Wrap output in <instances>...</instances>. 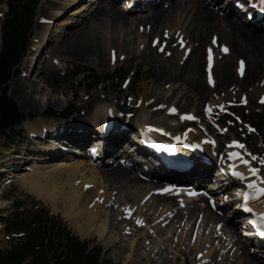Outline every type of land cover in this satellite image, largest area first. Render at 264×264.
<instances>
[{
	"label": "rangeland",
	"instance_id": "1",
	"mask_svg": "<svg viewBox=\"0 0 264 264\" xmlns=\"http://www.w3.org/2000/svg\"><path fill=\"white\" fill-rule=\"evenodd\" d=\"M9 1L10 0H1L0 2V13H2V16H0L1 36L4 35V26L9 16ZM30 1L35 3V5L33 17L30 15V19L31 17L32 19L30 20L29 30L32 34L31 40L29 42V48L27 49L25 57L21 60L18 66V72L14 74L7 86V96L16 103L19 112L26 116V120L21 125L14 126L13 128L9 129L7 131V136H0V167H9H3L4 165L1 162L2 159L6 158V151H13L14 153L15 151L19 152L24 149V145L28 150L30 149L31 144L29 140L32 139V136H29L30 125L38 124L39 122H45L46 124L52 123L56 124L57 126L63 125L66 127V130H68L74 126L72 125L69 127V125L77 124L79 121L89 124L92 112L90 111L91 106L88 103L93 100L104 102L107 105L106 108H112L119 113H121V111H119L117 105L121 104L126 109L124 112L125 115H130L133 116L132 118H137L139 116V110L142 108V104L144 103V99L142 101L138 100L140 94L143 93V90H147V94L145 95V103L149 102L147 104L148 107H151V109L157 108V110L151 111V109L148 110L147 108L149 112L146 111L144 115H140L136 121L147 119L148 121H158L166 125L177 126L180 125V122H178L177 119L179 114L184 112H193L198 116L199 119L196 125L203 129L206 128V126L203 124L204 105L208 103L213 105L222 104L224 101L222 99L226 96L225 102H232L231 99H228V95L232 91L235 92L238 90L240 95H244V93H246L249 97V104L246 107L242 106V101L240 100L241 98H239L240 95H238L237 106L233 109V117L231 118L234 119L237 116H241L243 120L242 124H237V121L231 122L229 117H223L224 119H227L226 123L231 126L229 137H240L241 134L239 133V129L241 126H244L245 122H247V119L249 118L254 124L258 122L257 125L260 127V132L255 130L251 136H248L249 138H247V140L250 142L249 148L252 151H258L261 149L260 145L264 146V104H259L257 99L259 96H264V64L262 65L259 74L254 75L251 71L250 75H246V77L241 79L236 75V61L239 57H244L249 64V57L245 55V53H232L230 55H223L218 59L217 65L219 68H221V66H225L226 64L231 66V70L235 76V81L228 80L222 85L218 83V85H216L214 88L208 86V96L203 97L200 100L198 95L185 83L176 82L170 78L162 79L160 76L162 69H160L154 62L149 60L151 59L149 55L141 58V55L145 53V50L151 46V41L155 37V34L147 36L149 30L144 24L140 25L141 28L137 27L134 21L135 14L129 15L131 27L128 26L113 30L111 29L112 27H109L103 31L105 34H107V36L112 38V41L114 40V44L116 45L113 46H116V49H118L122 55L118 57L116 61L108 63L106 67H101L94 61L92 62L90 60L86 61L72 58L71 56H66L51 51L54 43L58 39L57 34L58 36H63L65 30L78 26L81 22L76 20H83L87 18L88 14L86 12L88 11H83L82 15L71 14L72 10L70 9L74 8L76 5L75 3L68 5L64 9L63 13L59 16H54V11L49 7H45L46 12H40L45 0H29V2ZM50 1L55 2L56 0ZM178 1L179 0L168 1V3L170 2L171 4H174ZM45 4L48 5L47 3ZM119 4L123 6L122 2ZM165 4L166 1L160 6H152L144 13L150 12L153 9L166 8L164 7ZM82 5H84V3H82ZM210 8L212 7L210 6ZM191 10V5H188L186 8L183 5L180 6V8L176 10V13L172 17L162 21L159 30L155 33H157L158 36H162L164 31L168 30V32L173 35L175 32L180 31L181 29V31H183V33H185L188 37V40L190 42L192 41V44H195L196 42L191 35V26H193L191 24V20L193 22L192 12H190ZM216 13L221 19L223 17H226L227 19L230 18L225 16L226 14L222 15L217 11ZM43 16L50 17L52 22L46 24L40 23L41 17ZM38 24L45 26L47 25L49 28L39 29ZM224 25L223 23L220 24V26L225 27ZM103 29L104 27L102 30ZM214 33L216 32L213 31L208 34V43ZM217 34L218 36L220 35L219 32H217ZM42 38H46L44 42H42ZM175 42L176 37H173L172 46L176 44ZM224 43L231 44L227 40H224ZM205 45L202 48V55L204 58L201 82L207 85L204 73L206 58L205 48L207 46ZM34 46L38 51L33 56H30V52L33 51L32 48ZM108 47L110 48L111 44ZM121 47L125 48V50L121 51ZM109 48H107L105 51L107 61L110 59V50L112 51V47L110 49ZM127 48L134 52L133 55H136L134 58L132 54L128 55L129 53L126 51ZM153 49L156 52V49ZM1 50L2 39H0V52ZM177 50L178 49H175L173 52ZM157 54L159 55L158 57H160L168 65H171L172 63L178 64V59H180V54H176L177 58L167 57L160 53ZM55 56H61V62L59 64L54 62L53 59ZM29 59H31L30 62ZM175 64H173V66H175ZM78 72L82 73L79 74ZM215 73L217 76L218 69L215 70ZM91 76L93 77L91 78ZM249 76L251 78H249ZM101 77L104 79H101L102 81L98 82V79ZM127 78L129 80L131 79V83L125 88L123 82L126 81L125 79ZM17 80H21V83H23L26 87L22 99H26L32 103H35V106L32 110H22L17 100H15L10 94V88ZM95 80L98 82L97 84H95ZM142 83L147 84V89L141 88V85L146 86ZM137 97L138 99H136ZM44 104L45 107H43ZM168 105H173L176 108L177 112L175 115L168 116L166 114V107ZM159 106L162 108H159ZM67 110L71 111V116L64 118L63 115H60ZM52 112L58 113L54 116H47L48 113ZM247 126L248 125H245L244 129H247ZM210 130L212 131V129ZM73 132H76V130L73 129ZM226 139L227 136L219 137L222 146L223 143H226ZM36 140L39 141V139ZM33 144H35V142ZM23 151L26 152L25 150ZM57 155L58 157L53 158L54 161L63 159L61 158L60 153ZM54 167L55 166H52L49 169ZM137 169H142L141 164H138ZM129 170L133 173L135 172L133 169ZM7 171L8 172H4L3 174V180L9 175L10 170ZM28 171L23 170L22 172L26 173ZM18 177L19 176L14 178V180H12L9 184H6L4 187L0 188V195L3 194L1 196L3 208H0L1 249H9L11 246L21 242L25 236L21 237L22 235L15 233L25 232L27 230V226L31 224L30 221L32 218L36 214H39L43 216L42 223L47 224V228L51 229L54 227L56 230H60L58 229V226L62 228L64 226H62V224H66L65 228L67 231H70L72 234H76L83 240L92 241L93 245H99L102 249V258L111 261L114 264H148V258L152 260V263L150 264H244L247 260H252L249 258L250 256H252V258H258V256L251 254L250 248H247L248 250L246 249L244 252L241 250L243 244L239 240L236 228L232 224L228 222L227 225L229 229H225V231H223L221 230L223 228L222 225L212 221L213 219L211 218L215 217L216 215L218 218L223 219V217L219 216L215 211H212L211 215L209 214L211 218L208 219L207 216L203 215L204 212L201 213L202 219H204L203 226L200 225L203 221L199 222L201 218L200 216L197 219L198 221L195 223V216L192 218H177V216L174 215L169 221L166 222L167 224L173 223L175 225L173 231L168 233L166 232L165 228H157V225L154 223L155 221L153 216L151 215L152 213L155 215V213L158 211V207H161L163 203H153L152 210L151 201H145L142 203V200L149 194L150 191H148V194L145 196H140L136 193L137 188L135 184V189L130 187V184H123L122 187L121 182H114L112 179L108 180L106 178V186L109 185L110 192L113 194L112 198L114 195L118 197V202L116 200L117 198L111 200V203H117L116 205L113 204L114 206L110 208V211H115V213H117L115 216H113L114 223L111 225L112 227H115V232L121 235V237L119 239L117 238V243H114L110 233L106 237L104 236V238H100L101 240L97 236L82 238L74 224L69 223L59 211L53 210L54 207L52 204L47 202L45 203L43 200L31 195L32 193L29 194L27 191H23L24 189L21 190L20 185L17 182ZM142 185L145 187L149 184L146 181H142ZM93 188L94 187H91L90 189H92V191H96V189ZM143 190L147 192V190L150 189L146 188ZM94 193L95 192L92 194L89 193L90 199H98V197L93 198L92 195ZM150 197L151 196H147L146 199L149 200ZM158 198L159 197L157 196L156 199ZM150 200L153 199L151 198ZM126 204L133 205L136 208L138 207V210L136 209V215L141 213L145 216L146 221L152 224L154 229L157 230V237L162 238L164 244L153 247L151 246L152 244H147L145 239L146 236H142L139 240L140 243L138 241V244H136L135 248L133 250L131 249L133 234H126L125 230H123V228L126 226V221L122 217L121 219L117 218L120 212L116 207L119 205L125 206ZM62 209L63 207L59 204L58 210ZM15 221H23V223H25V227L16 230L10 229V224L14 223ZM130 222L133 223V221ZM219 226L221 231L217 233ZM142 229L143 227H135L133 230L134 233L138 234ZM196 231H198L200 238L195 243L194 237ZM174 233L179 235V244H176L177 235ZM148 238L150 241L154 240L156 237L151 236L149 233ZM210 238H214L217 243L216 246L212 247L211 249L208 247L210 244ZM206 251H208L207 257L204 259L201 258L200 255ZM200 260H202L201 263Z\"/></svg>",
	"mask_w": 264,
	"mask_h": 264
},
{
	"label": "bare ground",
	"instance_id": "2",
	"mask_svg": "<svg viewBox=\"0 0 264 264\" xmlns=\"http://www.w3.org/2000/svg\"><path fill=\"white\" fill-rule=\"evenodd\" d=\"M66 1L67 0H62L61 2L57 3L54 1L46 0L44 1L43 7L41 8L40 12H46L45 7H49L54 11L55 13L54 16L60 15L68 5L75 4L78 0H68L67 2ZM122 1L123 0H98V3L92 6V10L88 13L87 18L83 20L81 19L76 20L81 22L78 26L65 30L63 36L62 35L58 36L57 34L58 39L54 43V46L52 47L51 51H53L54 53L57 52L58 54L71 56L72 58L82 59L86 61L90 60L92 62L94 61L99 66L106 67L107 64L111 62V60L109 59V61H107L105 51L107 48H109L108 46L110 44L112 49L114 48L116 49V46H113L116 44H114L115 43L114 40L112 41V38L107 36V34H105L103 31H105V29L109 27H112L111 28L112 30L117 28L120 29L128 26L131 27L130 17L128 14H131L132 12L131 10L126 9L127 5L122 6L121 4H119ZM45 3H47L48 5H46ZM82 3H84V5H82ZM155 3H149L145 5L139 4L136 7L145 9L148 5ZM78 4L79 7L75 6L74 8L70 9L72 10L71 14L82 15L83 10L88 8L89 5L90 6L92 5V3L86 4L85 1H82ZM182 5L185 8L188 7V5H191L192 10L190 12H192V17H193L192 18L193 22L191 20V24L193 25L191 26V35L196 42V44L193 46L191 42H189L187 48L184 51H182V54L184 55L189 53V56L186 58V60L181 61L179 59L178 64L172 63L171 65H168L160 57H158L159 55L152 49V47H148L145 53L144 54L142 53L143 55H141V58L142 57L144 58L145 56L149 55L151 58L149 60H151V62H154L160 69H162V72L160 74L162 79L170 78L173 81L185 83L187 86L191 88V90H193L198 95L200 100L203 97L208 96V92H209V87L207 86L208 84L205 85L201 82V75L203 71V58H204V56L202 55L203 53L202 48L206 43H208V34L213 31L216 33L217 32L220 33V40L222 41L227 40L229 43H231L229 54L245 53V55L249 57L250 63L247 65L246 75H250L251 71L253 72L254 75L259 74L262 65L264 64L263 63L264 36L260 34L255 35V33L252 32V30L249 27H245L246 25H243L241 23L242 20L240 22V21H234L233 19H227L226 17H223L222 19L219 18L217 13L210 8V6L205 2V0H179L177 3L174 4L169 3L166 6V8L153 9L151 10V12L148 13L136 14L134 16L135 17L134 21L137 27H140V25L143 24L150 25V31L147 33V35H154L155 32L159 30L162 21H164L169 17H172L176 13V10H178ZM228 6L230 5L228 4L227 7ZM232 11L237 12V10L234 7ZM46 18H50V17H46ZM222 23L223 25L225 24L224 26L227 28L220 26V24ZM38 27L39 29L49 28L47 27V25L45 26L41 24L40 25L38 24ZM103 27L104 29L102 30ZM42 39H43L42 42H44L46 38H42ZM207 47H212L214 51H217L218 43L210 42V44ZM122 50H125V48L121 47V51ZM126 51L127 53H129V55L132 54L133 58L136 56L133 55L134 52L131 49L127 48ZM120 54L121 52L119 53V55ZM222 54L223 52L220 50V52H217L216 56L217 55L221 56ZM110 56H111V52H110ZM55 58L59 62L61 56H55ZM173 58H176V56ZM30 61L31 60L29 59V62ZM173 64H175V66H173ZM216 69H218V75L217 77H215V79L216 81H219V84L221 85L225 84L228 80L235 81V76L231 70V66H229L228 64H226L225 66H221V68H219L218 65L216 64L215 70ZM205 72L206 70H204V73ZM249 78L251 77L249 76ZM21 80H17L14 83V85L10 88L9 92L11 96L15 100H17L22 110L25 111H27V109L32 110L33 107L35 106L34 105L35 103H32L26 99H22L26 87L24 86L23 83H21L22 82ZM142 84H145L146 86L141 85V88L147 89V84L146 83H142ZM146 94H147V90H143V93L140 94L139 96V98L144 99L143 100L144 103L142 105V108L139 110L138 117H140V115L142 114L144 115L146 111L151 109V107L145 106ZM238 94L239 92L236 91L231 93L229 97L232 99H236L238 97ZM262 97L263 96H260L259 99ZM136 99H138V97ZM88 104L91 106L90 111L92 112V115L90 116V123L93 126L89 125L86 127L90 128V130H88L90 133H85L83 135H78L75 132L69 135L62 134L61 137L64 140H66L67 143H69L68 145H75L76 143L87 141L88 139L91 140V137L90 136L88 137L87 134H91L94 137L97 136L95 134L96 129L102 128V125L107 119L106 117L107 105L104 102L93 100ZM43 107H45V104L43 105ZM138 117L132 119L131 121L132 123L135 122L136 127L142 128L143 126L140 127L141 121H136ZM118 123L115 124L117 127L119 125ZM80 124H86V123L79 121L78 125ZM117 127H115L113 131H115ZM55 128H58L56 124H52V123L46 124L45 122H39L38 124L30 125L29 131L40 135L43 131L50 132L53 131ZM128 132L130 131L120 132L118 139H115V141L119 142L120 139L121 140L128 139L127 142L129 143L131 142L130 147L133 148L132 152H134L135 150H142L144 151V153L149 152V154L151 155V152L141 142L134 139L135 136H132V134L130 136ZM107 140L113 141V137L111 139L103 140L102 143H100L99 145V147L101 148L100 151L106 150L107 152H112V143H110L108 147H104L105 141ZM55 142L58 141H55L54 139H51L50 141V143H55ZM60 144H62V140L59 141L58 145L56 146H51L50 144L49 146L48 145L45 146V149H47L49 153L39 156L34 155L33 152L34 144H32L31 146L32 152L26 153L27 156L25 159L26 160L25 164L23 163L16 164V160L22 158L21 151L18 152L19 154L18 153L16 154L13 151H6L5 152L6 158L2 159L1 162L4 165L3 167L15 165L17 168V170L13 172L12 171L9 172L7 178L11 176L13 177L19 176L17 182L19 183L21 190L24 189L23 191L25 192L27 191V193L29 194L32 193L31 195L36 196L38 199L43 200L45 203L47 202L52 204V206L54 207L53 210L59 211L61 215L69 223L74 224V226L78 229L79 234L81 235L82 238L97 236L99 239L100 238L102 239L104 238V236L106 237L110 233L114 243H117L118 242L117 238L119 239L121 237V235L115 232L114 230L115 227H112L111 225L114 223L113 216H115V211H110V208L114 206L111 205V200L113 198L114 199L117 198V196L114 195V197L112 198L113 194L112 192H110L109 185L106 186L107 184L106 179L108 180L112 179L114 182L117 181L121 182L122 187L123 184L125 185L130 184V187L135 189L134 187L135 184L137 188L136 193L140 196H145L146 194H148V191H150L147 196H151L149 198V201L152 202L151 210L153 208V203L155 204L163 203L161 207H158V211L155 213L154 216V220L156 219L155 224L157 225V228H165L166 232L168 233L171 232V228L174 225L173 223H169V224H163V223L169 221L173 215L177 216V218L187 217V216L192 218L193 216H195V220H197L200 213L206 210L205 209L206 207H203L201 201L192 203L194 206H192V208L190 206L187 207L186 212H183L182 210H180L183 209V207L181 205L179 206L176 203V199L173 197L167 198V196H158L159 198L156 199L157 196L154 194V190L156 189V187L151 188L150 185L144 187L137 173L135 174L132 171H129L127 168H123L121 166L115 165L108 167L107 169H99L98 167L95 166V164L88 163L89 159L87 161L81 158H75V160L71 161L70 163L64 160L52 161L51 159H53L54 156H57L58 153H64V156L69 158L72 157V155H70L68 152L66 151L63 152L62 148L61 149L59 148ZM24 149H25V145H24ZM181 150H184L182 146H181ZM136 153H137L136 151L132 153V156L134 157L133 161L138 162L137 161L138 157L136 156ZM191 154L193 155L192 157L197 161L201 160V157L197 156L194 153ZM205 155H207V153H205ZM35 159L41 163H36V162L33 163L32 160ZM107 160L112 161L113 159L109 158ZM157 161L158 164H154L151 161L148 162L146 161V163H149L148 164L149 169L147 171V174H149L148 176H150L153 181H161V182L167 181L171 183L172 181H168V179L165 178H170L172 176L175 177L184 176V177H196V178L198 176L200 178H206L208 177V174L212 170V167H205V165L201 164L200 165L201 168L193 170L190 173L181 175L171 170L164 169L163 166L165 164L161 162V160H157ZM52 166L55 167L49 169ZM23 170L25 171L29 170V171L23 173L22 172ZM4 172H6V168L0 167V184L3 182L2 178L4 176L3 175ZM205 181L206 180L201 181L200 183H205ZM91 187H94L96 191H92V189H90ZM214 187L215 186H211L212 189ZM146 188L150 190H147V192L144 191L143 189ZM217 188L221 189L220 186ZM93 192H95L92 195L93 198L98 197V199L89 198L90 197L89 193L92 194ZM2 195H0V208H3V201L1 200ZM147 196L144 198V200L147 198ZM151 198L153 200H150ZM181 202L182 205H184L186 202L189 203V201L185 198H181ZM59 204L63 207L62 210H58ZM113 204H115V202H113ZM259 206L264 207V201L260 203ZM127 207L128 206H121V205L116 207L117 210L120 212V216L123 214L124 209H126ZM129 209L132 210L131 208ZM138 214H140L141 216H139L137 220L139 221L140 218H143V222H144L145 221L143 217L144 215L141 213ZM132 220L133 221L136 220L135 215L132 216ZM214 220L220 222L222 219L215 217ZM229 222H231L232 224V222L235 223L236 220L231 219ZM128 224L130 223L128 222ZM226 227H228L227 223H226ZM146 229L148 230L146 231ZM148 231L150 233L153 231L152 234L153 236L156 237L154 240H151V243L149 242L150 244H152L153 247H156L160 244H164L162 238L157 237L156 234L157 230H154L153 225L148 224L146 228L143 229L142 232L138 234L137 233L134 234L133 242L131 244L132 250L135 248L136 244L138 243L140 235L141 236L144 234L146 235V233L148 234ZM248 240H250V238H246L245 241L243 242H245L246 244ZM243 248H245V245H243ZM249 258L254 259L252 258V256H250ZM254 261L247 260L244 264H257ZM256 261H258V263L260 262L262 263V261L258 259H256ZM147 263L148 264L152 263V260L148 258Z\"/></svg>",
	"mask_w": 264,
	"mask_h": 264
},
{
	"label": "trees",
	"instance_id": "3",
	"mask_svg": "<svg viewBox=\"0 0 264 264\" xmlns=\"http://www.w3.org/2000/svg\"><path fill=\"white\" fill-rule=\"evenodd\" d=\"M19 2L10 1L12 17L5 25L0 53V134L24 119L16 103L7 96V84L27 47L33 10L29 3L19 5ZM32 222L37 224L34 228L28 227L24 242L7 250L0 249V264H22L28 257H32L29 264H52L53 261L55 264H112L100 259V248L88 250L89 243L70 236L66 228L58 226L60 230L54 227L49 230L47 224H41V216H36Z\"/></svg>",
	"mask_w": 264,
	"mask_h": 264
},
{
	"label": "snow or ice",
	"instance_id": "4",
	"mask_svg": "<svg viewBox=\"0 0 264 264\" xmlns=\"http://www.w3.org/2000/svg\"><path fill=\"white\" fill-rule=\"evenodd\" d=\"M0 14H2V13H0ZM158 43H159V41H158ZM161 50H163V49H161ZM225 51H227V49H225ZM210 58H211V57H210ZM241 63H243V62H241ZM171 111L174 112V111H176V109L173 108V109H171ZM209 112H211V107H209ZM187 118H189V119H195V117H192V116H189V117H187ZM252 130L255 131L254 129H252ZM177 139H179V138H177ZM232 143H233V145H237V146L240 147V148H244V147H245L243 144H240L238 141H233ZM232 155H233V158H236V156H237L236 153H233ZM249 155H251V154L249 153ZM252 159H256V157L253 156ZM262 162H264V161H262ZM243 163L246 164V165H248V164H250V161L247 160V159H244V160H243ZM250 171H251L253 174H257L259 170L256 169L255 167H251V168H250ZM236 175H237V176H240L241 178H243V173L237 172ZM249 187H251V188H253V189H256V190L259 192L260 195H264V187H258L255 183H250V184H249ZM248 198H249V199L252 198V193H249V194H248ZM248 211H249V212H252V211H254V210H253L252 208H248ZM257 215H258L260 218H259L258 220H256V221H254V223H256V224L260 227V229H261L260 234H261V235H264V214L258 213ZM138 223H142V221H138Z\"/></svg>",
	"mask_w": 264,
	"mask_h": 264
}]
</instances>
